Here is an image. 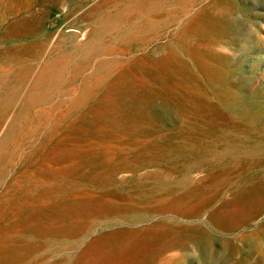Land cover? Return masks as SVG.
<instances>
[{
    "label": "rangeland",
    "instance_id": "374dc122",
    "mask_svg": "<svg viewBox=\"0 0 264 264\" xmlns=\"http://www.w3.org/2000/svg\"><path fill=\"white\" fill-rule=\"evenodd\" d=\"M214 1L0 0V264L70 262L94 237L152 226L165 232L144 264H264V0ZM204 16L223 23L199 34ZM203 38L243 100L206 106L218 86L193 54ZM189 75L208 95L201 104L190 99ZM90 194L101 205L125 197L135 213L45 250L10 249L28 241L27 214L43 213L42 202Z\"/></svg>",
    "mask_w": 264,
    "mask_h": 264
},
{
    "label": "bare ground",
    "instance_id": "6f19581e",
    "mask_svg": "<svg viewBox=\"0 0 264 264\" xmlns=\"http://www.w3.org/2000/svg\"><path fill=\"white\" fill-rule=\"evenodd\" d=\"M214 1V0H213ZM210 2V1H209ZM212 2V1H211ZM215 2V1H214ZM200 3V2H199ZM198 3V4H199ZM227 3V2H226ZM192 4V3H191ZM219 4V3H218ZM217 4V5H218ZM222 4V3H221ZM188 5V4H187ZM203 5V4H202ZM201 5V6H202ZM214 5V4H213ZM227 5V4H226ZM229 6V5H228ZM188 7V6H186ZM206 7H209L206 5ZM221 7V6H220ZM219 7V8H220ZM215 8V7H214ZM218 8V6H217ZM211 9V8H210ZM222 9V7H221ZM193 10V9H192ZM218 10V9H217ZM216 10V11H217ZM158 11V10H157ZM203 11V10H202ZM211 11V10H210ZM219 12H222L221 10H218ZM224 11V9H223ZM191 12V11H190ZM192 13V12H191ZM205 13V12H204ZM203 13V14H204ZM213 13H216L213 11ZM226 13V12H224ZM189 14V13H188ZM207 14V13H205ZM186 16V15H185ZM188 16V15H187ZM199 19V18H198ZM197 21V20H196ZM198 23L196 24L197 27H196V30L198 31V33L200 34L201 32H206V31H212L214 29H216L218 26L222 25L223 23V18H220V17H215V16H204V17H201L198 21ZM191 23V22H190ZM13 24V23H12ZM16 24V22H15ZM14 25V24H13ZM195 25V26H196ZM224 27V26H222ZM15 28V27H14ZM195 28V27H193ZM187 29V28H186ZM190 30V29H189ZM192 30V28H191ZM216 31V30H215ZM193 33H196L193 31ZM197 34V33H196ZM206 35V34H205ZM203 37V36H202ZM198 41V40H197ZM210 41V40H209ZM209 41L207 40H204V38L202 40H200L198 42V44L196 45L195 47V50H193V54L195 55V58H196V62H197V66H198V69L200 70V72H202L203 74V77L210 83H213V84H216L218 86V89L215 90V92L212 94V95H209V96H212L215 98V102L214 103H210L206 97L204 99L203 95H206V91L205 89L201 86V80L198 81V79H194L192 78L190 75L191 78H189V85L193 88V91H197V92H193L192 94H190V99L194 102H197V103H202V98L204 99V102L207 104L206 106L209 108V106H213L214 108L218 109V105L220 104H232L233 103H236L238 102V100L240 101V98H241V93L239 92V90H236V89H233L232 86L230 85H224L223 82L227 79V75L228 73H226L223 69L219 68L220 64H213L212 61L213 59H215L213 56V50H212V43H209ZM195 45V44H194ZM193 45V46H194ZM133 49V48H132ZM193 49V48H192ZM160 52V51H159ZM156 55V54H155ZM73 56V55H72ZM169 58V56H168ZM183 60V59H182ZM168 61V60H167ZM170 61V60H169ZM163 62V61H161ZM160 62V63H161ZM173 62V60H172ZM215 62V60H214ZM138 63V62H136ZM155 63V62H153ZM158 63V61L156 62ZM187 63V62H186ZM159 64V63H158ZM165 64V63H164ZM163 65V64H162ZM174 65V63H173ZM166 66V65H165ZM163 65V68L165 67ZM161 68V69H163ZM166 68V67H165ZM164 68V69H165ZM179 68V67H178ZM186 68V67H185ZM177 70V69H176ZM180 71V70H178ZM185 71V70H184ZM188 71V70H187ZM186 71V72H187ZM131 73V72H130ZM166 73V72H165ZM171 73V72H170ZM184 73V72H183ZM188 73V72H187ZM178 74V73H177ZM181 74V73H179ZM174 75V74H172ZM196 75V74H195ZM163 76V75H162ZM161 76V77H162ZM164 78V76H163ZM174 78V77H173ZM171 78L173 81L176 79H173ZM188 78V77H187ZM185 78V79H187ZM166 79V78H165ZM178 81L180 79H177ZM182 80V79H181ZM204 80V79H203ZM113 82V81H112ZM226 82V81H225ZM167 83V82H165ZM171 83V82H170ZM203 84V83H202ZM228 84V83H227ZM204 85V84H203ZM169 86V85H168ZM173 86V85H172ZM210 92V91H209ZM166 93V92H164ZM162 94V92H161ZM186 94V93H185ZM210 94V93H209ZM244 95V94H243ZM180 96V95H179ZM167 97V96H166ZM182 97V96H181ZM180 97V98H181ZM246 97V96H245ZM185 99V98H184ZM242 99V98H241ZM243 100V99H242ZM247 100V99H246ZM183 101V100H182ZM185 101V100H184ZM212 102V101H211ZM244 102V101H243ZM247 102V101H246ZM185 103V102H184ZM183 103V104H184ZM199 104V105H200ZM247 104V103H245ZM209 105V106H208ZM161 106V105H160ZM231 106V105H230ZM248 106V105H247ZM246 106V107H247ZM201 107V106H200ZM200 107H197V108H200ZM204 107V106H203ZM234 107V106H233ZM160 107H156V109H159ZM202 108V107H201ZM222 108V107H221ZM227 108V107H226ZM229 108V107H228ZM236 108V107H235ZM234 108V109H235ZM239 108V107H238ZM206 109V108H205ZM207 110H210V109H207ZM212 110V109H211ZM236 110V109H235ZM234 110V111H235ZM248 110V109H247ZM250 110V109H249ZM253 110V109H252ZM160 111V110H159ZM158 111V112H159ZM205 112V111H204ZM212 112V111H210ZM227 112V111H226ZM103 113V112H102ZM194 113V112H193ZM218 112H216L217 114ZM242 113V112H241ZM240 113V114H241ZM199 115V113H197ZM212 114H214L212 112ZM215 114V116H216ZM225 114V113H224ZM201 115V114H200ZM204 115V114H203ZM147 116V115H146ZM208 116V115H206ZM210 116V115H209ZM237 116V114H236ZM241 116V115H239ZM190 117V116H189ZM201 117V116H200ZM228 117V116H227ZM238 117V116H237ZM243 118V116H241ZM174 118V117H173ZM194 118H197V117H194ZM204 118V117H203ZM211 118V117H210ZM209 118V119H210ZM218 118V117H217ZM229 118V117H228ZM246 118V117H245ZM244 118V119H245ZM146 119V118H144ZM148 119V117H147ZM199 119V118H197ZM202 119V118H201ZM173 120V119H172ZM212 120V119H211ZM221 120V119H220ZM224 120V119H223ZM152 121V120H150ZM204 121V120H203ZM202 120L200 122H203ZM230 121V120H229ZM236 121V120H235ZM243 121V120H242ZM252 121V120H251ZM185 122V121H184ZM192 122V121H190ZM212 122V121H211ZM231 122V121H230ZM233 122V121H232ZM238 122V121H237ZM244 122V121H243ZM242 122V123H243ZM171 123V122H170ZM205 123V122H204ZM219 123V122H218ZM224 123V122H222ZM226 123H227V120H226ZM156 124V123H155ZM173 124V123H172ZM190 124V123H189ZM211 124V123H210ZM228 124V123H227ZM231 124V123H230ZM69 125V124H68ZM76 125V124H75ZM73 124V126H75ZM153 125V124H152ZM167 125V124H165ZM169 125V124H168ZM195 125V124H194ZM213 125V124H212ZM72 126V125H71ZM79 126V125H78ZM159 126V125H158ZM157 126V127H158ZM200 126V125H199ZM209 126V125H208ZM214 126V125H213ZM225 126V125H224ZM70 127V125L68 126ZM207 127V126H206ZM73 128V127H72ZM76 128V126H75ZM82 128V127H81ZM87 128V127H86ZM238 128V127H237ZM66 129V128H65ZM90 129V128H88ZM92 129V128H91ZM162 129V128H161ZM201 129H205V128H201ZM208 129H211V128H208ZM217 129V128H216ZM225 129V128H224ZM236 129V128H234ZM238 129H241L240 127ZM237 129V130H238ZM71 130V129H70ZM84 130H87V129H84ZM114 130V129H112ZM111 130V131H112ZM219 130V129H218ZM228 130V129H227ZM231 130V128H230ZM56 131V130H55ZM118 131V130H117ZM189 131V130H187ZM197 131V130H195ZM206 131V130H205ZM216 131V130H215ZM225 131V130H223ZM240 131V130H239ZM54 132V131H53ZM61 132V131H59ZM69 132V131H68ZM67 132V133H68ZM88 132V131H87ZM119 132V131H118ZM204 132V131H203ZM222 132V131H221ZM232 132V131H230ZM236 132V131H234ZM55 133V132H54ZM64 134V132H62ZM61 133V135H62ZM70 133V132H69ZM86 133V132H85ZM84 133V134H85ZM229 133V132H228ZM227 133V134H228ZM57 134V133H56ZM184 134V133H183ZM60 135V134H59ZM73 135V134H72ZM188 135V134H187ZM193 135V134H192ZM56 136V135H55ZM71 136V135H70ZM186 136V135H185ZM196 136V135H195ZM222 136V135H221ZM54 137V136H53ZM59 137V136H58ZM65 137H67V135H65ZM73 137V136H72ZM71 137V138H72ZM189 137V136H188ZM198 137V135H197ZM206 137V136H205ZM222 137H225V135H223ZM227 137V136H226ZM63 138V136H62ZM69 137V139H71ZM74 138V137H73ZM186 138V137H185ZM203 138V136H202ZM55 139V137H54ZM54 139H51V140H54ZM61 139V138H60ZM50 140V141H51ZM91 140V139H90ZM89 140V141H90ZM95 140V139H94ZM204 140V139H203ZM213 140V139H212ZM215 140V139H214ZM240 140V139H239ZM60 141V140H58ZM69 141V140H67ZM173 141V140H172ZM193 141V140H192ZM211 141V140H209ZM217 141V140H216ZM220 141V140H219ZM64 142V141H63ZM87 142V141H85ZM91 142V141H90ZM169 142V141H168ZM207 142V141H205ZM204 142V143H205ZM212 142V141H211ZM242 142V141H241ZM66 143V142H65ZM75 143V142H74ZM93 143V142H91ZM176 143V142H175ZM186 143V142H185ZM70 144V143H69ZM71 144H73V141L71 142ZM94 144V143H93ZM211 144V143H210ZM213 144V143H212ZM23 145V144H22ZM48 146H50L49 144H46ZM63 145V144H62ZM86 145V144H85ZM89 145V144H88ZM98 145V144H97ZM175 145V144H174ZM187 145V144H186ZM192 145V144H191ZM223 145V144H222ZM230 145V144H229ZM234 145V144H233ZM237 145V144H236ZM235 145V146H236ZM90 146V145H89ZM92 146V145H91ZM157 146V145H156ZM155 146V147H156ZM162 146V145H161ZM171 146V144L169 145ZM173 146V144H172ZM176 146V145H175ZM231 146V145H230ZM238 146V145H237ZM243 146V145H242ZM53 147V146H52ZM66 147V145H65ZM81 147V146H80ZM83 147H86L83 145ZM166 148H168L167 146H164ZM218 147V146H217ZM232 147V146H231ZM71 148V147H70ZM93 148V147H92ZM111 148V147H110ZM162 148V147H161ZM224 148V147H223ZM46 149V148H45ZM48 149V148H47ZM63 149V148H62ZM104 149V148H103ZM116 149V148H115ZM170 149V148H168ZM61 150V149H60ZM69 150V149H68ZM82 150V149H81ZM96 150V149H95ZM94 150V151H95ZM99 150V149H98ZM158 150H159V147H158ZM176 150V149H175ZM174 150V151H175ZM190 150V149H189ZM64 151H66L64 149ZM71 151V149H70ZM84 151H85V148H84ZM102 151V150H101ZM106 151V150H105ZM172 151V150H170ZM47 152V151H46ZM54 152V151H53ZM56 152V151H55ZM54 152V153H55ZM68 152V151H67ZM72 152V151H71ZM83 152V151H82ZM161 152V151H160ZM56 153H59L58 151ZM84 153V152H83ZM98 153V152H97ZM110 153V152H109ZM117 153V151H116ZM49 154V153H48ZM120 154V153H119ZM85 155V154H84ZM195 155V154H194ZM49 156H51L49 154ZM58 156V154H57ZM56 156V157H57ZM63 156V155H62ZM71 156V155H70ZM80 156V155H79ZM120 156V155H119ZM122 156V155H121ZM47 157V156H45ZM54 157V156H53ZM55 157V158H56ZM74 157V156H73ZM72 157V159H73ZM76 157V156H75ZM96 157V156H95ZM50 158V157H49ZM102 157H100L101 159ZM104 158V157H103ZM111 158V157H110ZM54 159V158H53ZM192 159V158H191ZM233 159V158H232ZM246 159V158H245ZM249 159V158H248ZM256 159V158H255ZM51 160V159H50ZM71 160V159H70ZM81 160V159H79ZM84 160V159H83ZM92 160V159H91ZM225 160V159H224ZM242 160V159H240ZM52 161V160H51ZM86 161V160H85ZM107 161V160H106ZM227 161V160H226ZM239 161V160H238ZM40 162V161H39ZM43 162V161H42ZM80 162V161H79ZM84 162V161H83ZM93 162V161H92ZM122 162V161H121ZM233 162V161H232ZM237 162V161H236ZM45 163V162H44ZM59 163V162H58ZM68 163V162H67ZM96 163V162H95ZM211 163V162H210ZM224 163V162H223ZM228 163V162H227ZM51 164H54L53 162ZM113 164V163H112ZM118 164V163H117ZM231 164V163H230ZM233 164V163H232ZM39 165V164H38ZM47 165V164H46ZM213 165V164H212ZM223 165V164H222ZM227 165V164H226ZM225 165V166H226ZM109 166V165H108ZM165 166V165H164ZM216 166V165H214ZM228 166V165H227ZM237 166V165H235ZM234 166V167H235ZM246 166V165H245ZM262 166V165H261ZM85 167V166H84ZM94 167V166H93ZM98 167V166H97ZM104 167V166H103ZM168 167V166H167ZM260 167V166H259ZM42 168V167H41ZM44 168V167H43ZM49 168V166H48ZM78 168V167H77ZM173 168V167H172ZM214 168V167H213ZM240 168V167H239ZM238 168V169H239ZM263 168V167H262ZM70 169V168H69ZM74 169V168H73ZM76 169V168H75ZM101 169V168H100ZM167 169V168H166ZM182 169V168H181ZM180 169V170H181ZM236 169V168H234ZM237 169V171H238ZM261 169V167H260ZM55 170V169H54ZM62 169H60L61 171ZM79 170V169H78ZM93 170V169H92ZM97 169H95V172H96ZM211 170V169H210ZM216 170V169H215ZM37 171V170H36ZM34 170V172H36ZM48 172V170H46ZM52 172H54L53 170H51ZM66 171V170H65ZM77 171V169H76ZM203 171V170H202ZM208 171V169L206 170V172ZM223 171V170H222ZM221 171V172H222ZM232 171V170H231ZM262 171V170H261ZM30 172V171H29ZM40 172V171H39ZM42 172V171H41ZM46 172V174H47ZM51 172V173H52ZM56 172V170H55ZM62 172V171H61ZM67 172V171H66ZM70 172V171H69ZM86 172H89V171H86ZM170 172V170H169ZM264 172V171H262ZM31 173V172H30ZM64 173V172H63ZM82 174V172H80ZM79 173V174H80ZM85 173V172H84ZM94 173V172H93ZM217 173V172H216ZM232 173V172H230ZM77 174V173H76ZM227 174V173H225ZM250 174V172H249ZM248 174V175H249ZM260 174V173H259ZM258 174V176H259ZM262 174V173H261ZM209 175V174H208ZM217 175V174H216ZM228 175V174H227ZM226 175V176H227ZM26 176V175H25ZM28 176H30L28 174ZM27 176V177H28ZM34 176V175H33ZM51 176V175H50ZM53 176V174H52ZM54 176H57V175H54ZM78 176V175H77ZM206 176V175H204ZM221 176V175H219ZM257 176V177H258ZM262 176V175H261ZM66 176H64L65 178ZM71 177V176H69ZM238 177V176H237ZM242 177V176H241ZM246 177V176H245ZM34 178V177H33ZM32 178V180H33ZM54 178V177H53ZM86 178V176H85ZM207 178V177H206ZM205 178V179H206ZM213 178V177H212ZM234 178V177H233ZM232 178V179H233ZM247 178V177H246ZM26 179V178H25ZM45 179V178H44ZM49 179V178H48ZM82 179V178H81ZM90 178H88L89 180ZM219 179V177L217 178ZM226 179V178H225ZM224 179V180H225ZM229 180V178H227ZM239 179V178H238ZM243 179L245 178H242L240 180L243 181ZM47 180V179H46ZM53 180H56V179H53ZM215 180V179H214ZM213 180V181H214ZM223 180V179H222ZM220 180V181H222ZM223 180V182H224ZM227 180V181H228ZM231 180V179H230ZM235 180V179H234ZM233 180V181H234ZM251 180V179H250ZM256 180V179H254ZM204 181V180H203ZM202 181V182H203ZM209 181V180H208ZM217 181V180H215ZM214 181V182H215ZM233 181H230L233 182ZM257 181V180H256ZM22 182V181H21ZM20 182V183H21ZM29 182V181H28ZM200 182V181H199ZM198 182V183H199ZM205 182V181H204ZM207 182V181H206ZM211 182V181H209ZM222 182V183H223ZM226 182V180H225ZM247 182V181H246ZM251 182V181H250ZM26 183V181H25ZM24 183V184H25ZM30 183V182H29ZM208 183V182H207ZM213 184V182H211ZM216 183V182H215ZM239 183H242V182H239ZM66 184V183H65ZM200 184V183H199ZM218 184V183H217ZM235 184V183H233ZM237 184V183H236ZM248 184V183H247ZM16 185V184H15ZM26 185V184H25ZM232 185V184H231ZM238 185H241V184H238ZM237 185V186H238ZM245 185V184H243ZM30 186V185H28ZM36 186V185H35ZM60 186V185H59ZM77 186V185H76ZM218 186V185H217ZM221 186V185H219ZM16 187V186H15ZM13 187V188H15ZM41 187V186H39ZM55 187V186H54ZM72 187V186H71ZM192 187V186H191ZM222 187V186H221ZM230 187V186H229ZM234 187V186H233ZM17 188V187H16ZM27 188V187H26ZM37 188V187H35ZM46 188V187H45ZM48 188V187H47ZM198 188V187H197ZM235 188V187H234ZM232 188V189H234ZM18 189V188H17ZM24 189V188H23ZM22 189V190H23ZM30 189V188H28ZM32 189V187H31ZM44 189V188H43ZM52 189V187L50 188ZM67 189V188H65ZM72 189V188H71ZM190 189V188H189ZM206 189V188H205ZM210 189V188H209ZM218 189V187H217ZM20 190V189H18ZM26 190V189H25ZM42 190V189H41ZM57 190V189H55ZM79 190V189H78ZM113 190V189H112ZM200 190V189H199ZM221 190H224V189H221ZM230 190V189H229ZM7 191V190H5ZM12 191V189L10 190ZM48 191V190H47ZM53 191V189H52ZM118 191V190H117ZM167 191V190H166ZM189 190H187L186 192H188ZM196 191V190H195ZM201 191V190H200ZM30 192V191H29ZM37 192V191H36ZM110 192V191H109ZM193 192V191H192ZM197 192V191H196ZM226 192V191H225ZM230 192V191H229ZM73 193V192H72ZM163 193V192H162ZM185 193V192H184ZM195 193V192H194ZM201 193V192H200ZM205 193V192H204ZM203 193V194H204ZM13 194V193H12ZM17 194V193H16ZM30 194V193H29ZM49 194V193H47ZM51 196H52V193H50ZM58 194V193H57ZM68 194V193H67ZM70 194V193H69ZM190 194V193H189ZM193 194V193H192ZM206 194V193H205ZM231 194V193H230ZM15 196V194H14ZM26 196L28 197V194H26ZM44 196H46V194H44ZM180 196V195H179ZM224 196V194H223ZM26 197V198H27ZM33 197V196H32ZM31 197V198H32ZM39 197V196H38ZM55 197V196H53ZM65 196H63L64 198ZM111 197H112V194H111ZM183 197V196H182ZM189 197V196H188ZM201 197V196H199ZM57 198V197H55ZM100 198V197H99ZM99 198L98 200H96L97 198L96 197H92V195L90 194V197H81L79 199H76V198H71V199H68L66 201H44L41 203V206L43 207L44 211L43 213H39L37 214V211L36 212H33L31 214H27L29 215L28 216V241L26 242V240H24L23 242H18L15 246H13L12 244V247L10 248L11 250L14 251V253H21V252H28V254L30 252H35V251H40V250H45L46 247H49V244L50 242H63L65 240H75V239H78L79 235H82L84 233V231L86 230L87 226L91 223H94L96 221H99V220H110L114 217H125V216H131L132 214L135 213V208H133L128 202H127V198L125 197H122L120 198V200L122 201H119L118 204H114V205H101L100 202H99ZM131 198V197H130ZM178 198V197H177ZM194 198V197H193ZM205 198V197H204ZM228 198V197H227ZM16 199V198H15ZM19 199V198H18ZM29 199V198H28ZM42 199V198H41ZM60 199V198H59ZM186 199V197H185ZM200 199V198H199ZM213 199V198H212ZM23 200V199H22ZM58 200V199H57ZM65 200V199H64ZM101 200V199H100ZM134 200V199H133ZM178 200V199H177ZM176 200V201H177ZM188 200V199H186ZM201 200V199H200ZM221 200V199H220ZM225 200V199H224ZM250 200V197H245L242 199L241 202H245V201H248ZM35 201V200H34ZM171 201V200H170ZM181 201V200H179ZM183 201V200H182ZM191 201V199H190ZM194 201V200H193ZM206 201V200H205ZM217 201V200H216ZM33 202V200H32ZM41 202V201H40ZM174 202V201H173ZM198 202V201H197ZM221 202V201H220ZM223 202V201H222ZM9 203V202H8ZM31 203V201L29 202ZM36 203V202H35ZM214 203V201H213ZM13 204V203H11ZM39 204V203H38ZM175 204V203H174ZM173 204V205H174ZM178 204V203H176ZM182 204V203H180ZM217 204V203H216ZM215 204V205H216ZM211 205V204H210ZM214 205V206H215ZM234 205V204H233ZM232 205V206H233ZM236 205V204H235ZM6 206V205H5ZM15 206V205H14ZM31 206V205H30ZM9 207V206H8ZM36 207V206H35ZM38 207V206H37ZM40 207V208H42ZM34 208V207H33ZM31 208V209H33ZM167 208V207H166ZM199 208V206H198ZM208 208V207H207ZM226 208V207H225ZM231 208V207H230ZM15 209V208H14ZM26 209V208H25ZM24 209V210H25ZM29 209V208H28ZM31 209H30V212H31ZM36 209V208H35ZM39 209V208H38ZM41 209V210H43ZM138 209V208H137ZM185 209V208H184ZM227 209V208H226ZM225 209V211H226ZM236 209V208H235ZM7 210V209H6ZM151 210V209H150ZM154 210V209H153ZM220 210V209H219ZM229 210V209H228ZM9 211V210H7ZM23 211V210H22ZM138 211V210H137ZM141 211V210H140ZM174 211V210H173ZM203 211V210H202ZM210 210H208L209 212ZM225 211H224V214H225ZM242 211V210H241ZM25 212V211H24ZM29 212V213H30ZM139 212V211H138ZM154 212V211H153ZM156 212V211H155ZM207 212V213H208ZM237 212V210H236ZM2 213V212H1ZM28 213V212H27ZM152 213V212H151ZM160 213V212H158ZM221 213V212H220ZM231 213H233L231 211ZM239 213V212H238ZM15 214V213H14ZM13 214V215H14ZM17 214V213H16ZM219 214V213H218ZM223 214V215H224ZM237 214V213H236ZM2 215V214H1ZM7 215V214H6ZM21 215V214H20ZM202 215V214H201ZM200 215V216H201ZM229 215V214H228ZM232 215V214H231ZM24 216V215H22ZM26 216V215H25ZM24 216V217H25ZM183 216V215H182ZM199 216V217H200ZM234 216V215H233ZM237 216V215H235ZM217 217H220V216H217ZM189 218V217H187ZM191 218V217H190ZM198 218V217H197ZM225 218V217H224ZM9 219V218H8ZM116 219V218H115ZM194 219V218H193ZM218 219V218H217ZM222 219V217H221ZM5 220V219H4ZM26 220V219H25ZM118 220V219H117ZM152 220V219H151ZM207 220V219H206ZM149 221V220H148ZM195 221V220H194ZM208 221V220H207ZM218 221V220H217ZM3 222V221H2ZM16 222V221H15ZM14 222V223H15ZM23 223V221H21ZM156 222V220H155ZM161 222V221H160ZM164 222V221H163ZM20 223V222H19ZM25 223V222H24ZM167 224V222H165ZM218 223V222H217ZM26 224V223H25ZM87 224V225H86ZM121 224V223H120ZM144 224V223H143ZM148 224V223H146ZM152 224V223H151ZM150 224V225H151ZM155 224V223H154ZM8 225V224H7ZM16 225V224H15ZM86 225V226H85ZM119 225V224H118ZM172 225V224H171ZM10 226V225H8ZM85 226V227H84ZM128 226V225H127ZM142 226V225H141ZM159 226V225H158ZM175 226V225H173ZM181 226V225H180ZM131 228V226H128ZM160 227V226H159ZM195 227V226H194ZM199 227V226H198ZM19 228V227H17ZM22 228V227H21ZM124 228V227H123ZM163 228V227H162ZM162 228H157L156 226L155 227H148V228H145L144 230H137L135 231L133 228V230L135 232H131V231H125V230H120V228L118 230H115L113 232H110V233H106V234H103V235H100V236H97V237H94L93 239H91L88 243H86V245L84 247H82L80 249V251L75 255V257L73 258V260H71L70 262H68L67 260H61V261H58V262H55L53 264H144L145 263V260H146V256L149 252V249L152 247V245H154L157 241V239L160 237L159 235H162L165 230L162 229ZM166 228V227H165ZM200 228V227H199ZM27 229H26V232H27ZM136 229V228H135ZM8 230V229H6ZM220 230V229H219ZM23 231V230H22ZM21 231V232H22ZM25 231V230H24ZM6 232V231H5ZM12 232V231H11ZM16 232V231H15ZM107 232V231H106ZM109 232V230H108ZM8 233V232H7ZM13 233V232H12ZM11 233V234H12ZM105 233V232H104ZM161 233V234H160ZM9 234V233H8ZM7 234V235H8ZM95 235V234H94ZM193 236V235H192ZM15 237V236H14ZM9 238V237H8ZM11 238V237H10ZM24 238V237H23ZM181 238V237H179ZM186 238V236H185ZM198 237L196 236V239ZM1 239V238H0ZM4 239V238H2ZM177 239V238H176ZM182 239V238H181ZM234 239V238H233ZM8 240V239H7ZM16 241V239H13ZM191 240V239H190ZM198 240V239H197ZM238 240V239H237ZM12 241V240H11ZM10 241V243H11ZM20 241V240H19ZM22 241V240H21ZM87 241V240H86ZM169 241V240H168ZM194 241V239H193ZM199 241V240H198ZM75 242V241H74ZM155 242V243H154ZM164 242V241H163ZM167 242V241H166ZM83 243V242H82ZM165 243V242H164ZM226 243V242H225ZM3 244V243H2ZM7 244V243H6ZM161 244V243H160ZM163 245V244H162ZM73 247V246H72ZM155 247V246H154ZM226 247V246H225ZM2 248H5V247H2ZM80 248V247H79ZM153 248V247H152ZM157 248V247H155ZM233 248V247H232ZM77 250V249H76ZM151 250V249H150ZM73 251V250H72ZM156 251V250H155ZM3 251H0V253H2ZM13 253V252H11ZM153 254V253H152ZM5 255V254H4ZM17 256V255H16ZM4 257V256H3ZM2 257V259H3ZM7 257V256H5ZM12 257V256H11ZM15 260V259H13ZM4 261V260H3ZM1 260V262H3ZM236 262V261H235ZM3 264V263H2ZM237 264V263H236ZM239 264V263H238Z\"/></svg>",
    "mask_w": 264,
    "mask_h": 264
}]
</instances>
